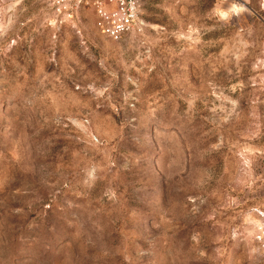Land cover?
Masks as SVG:
<instances>
[{
    "label": "rangeland",
    "instance_id": "374dc122",
    "mask_svg": "<svg viewBox=\"0 0 264 264\" xmlns=\"http://www.w3.org/2000/svg\"><path fill=\"white\" fill-rule=\"evenodd\" d=\"M0 0V264H264V0Z\"/></svg>",
    "mask_w": 264,
    "mask_h": 264
},
{
    "label": "built area",
    "instance_id": "2783aa9c",
    "mask_svg": "<svg viewBox=\"0 0 264 264\" xmlns=\"http://www.w3.org/2000/svg\"><path fill=\"white\" fill-rule=\"evenodd\" d=\"M67 9L72 0H52ZM80 0H74L78 2ZM96 15L98 27L113 39H119L129 31L139 29L140 10L145 0H87Z\"/></svg>",
    "mask_w": 264,
    "mask_h": 264
}]
</instances>
